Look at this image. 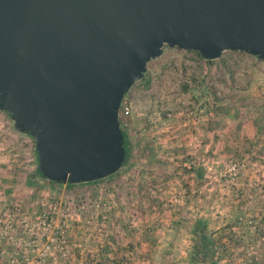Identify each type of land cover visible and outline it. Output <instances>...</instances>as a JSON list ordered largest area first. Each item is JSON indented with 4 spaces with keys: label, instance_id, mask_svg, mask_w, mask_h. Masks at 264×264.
Instances as JSON below:
<instances>
[{
    "label": "rangeland",
    "instance_id": "374dc122",
    "mask_svg": "<svg viewBox=\"0 0 264 264\" xmlns=\"http://www.w3.org/2000/svg\"><path fill=\"white\" fill-rule=\"evenodd\" d=\"M123 101L127 162L72 185L36 174L33 138L0 111V207L41 232L47 215L67 226V253L57 233L41 264H190L196 222L214 246L197 264H264V61L227 50L208 64L165 45Z\"/></svg>",
    "mask_w": 264,
    "mask_h": 264
},
{
    "label": "water",
    "instance_id": "95a60500",
    "mask_svg": "<svg viewBox=\"0 0 264 264\" xmlns=\"http://www.w3.org/2000/svg\"><path fill=\"white\" fill-rule=\"evenodd\" d=\"M165 45L264 61V0H0V111L46 180L119 171L122 101Z\"/></svg>",
    "mask_w": 264,
    "mask_h": 264
},
{
    "label": "built area",
    "instance_id": "2783aa9c",
    "mask_svg": "<svg viewBox=\"0 0 264 264\" xmlns=\"http://www.w3.org/2000/svg\"><path fill=\"white\" fill-rule=\"evenodd\" d=\"M130 109L128 105H124L121 114L128 115ZM4 134L0 137V149L8 146V142L4 144ZM234 168V167H233ZM238 172L236 170L234 173ZM24 210L19 207H8L7 205L0 207V264H41L46 259V252L51 249L54 241L60 234L59 244L61 249L65 248L67 226H56L52 224L50 215L45 220L49 222L43 227V232L39 223H25ZM59 227V228H58ZM31 231L27 236L25 231ZM47 240L42 244L41 238ZM43 248V252H42ZM65 248L64 254L67 253ZM55 252H51L54 254Z\"/></svg>",
    "mask_w": 264,
    "mask_h": 264
},
{
    "label": "trees",
    "instance_id": "16d2710c",
    "mask_svg": "<svg viewBox=\"0 0 264 264\" xmlns=\"http://www.w3.org/2000/svg\"><path fill=\"white\" fill-rule=\"evenodd\" d=\"M195 52L199 55L200 58H202L198 51H195ZM214 61L215 60H210V61H206V62L208 64H210V63H213ZM184 89H187V86H185ZM122 107H123V103L121 105L120 112H122ZM120 122H121V128H122V132H123V145H124V148L126 151L125 160L123 162V165H124L127 162L128 158L130 156V153H131V141L129 139L127 132L122 127L123 126L122 118H120ZM33 150H34L35 158H36V162H37L36 174L39 177L45 179L38 169V158H37V154H36V150H35L34 145H33ZM48 182L49 183H56L54 181H49V180H48ZM94 182H96V181H94ZM68 185H72V184H68ZM192 233L196 234V236L198 237L199 243L197 245L194 243L193 249L190 251V256H189L190 264H197L198 256H200L201 254L203 256H209V257L211 256V259H212L213 254H214V246H213V242L211 241V239L206 236L204 226L199 224L198 222H196L194 224V228H193ZM213 263H214V261H213Z\"/></svg>",
    "mask_w": 264,
    "mask_h": 264
}]
</instances>
